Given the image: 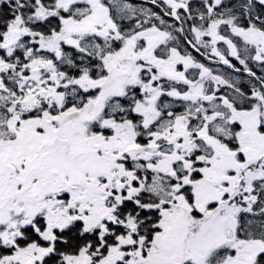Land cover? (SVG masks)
Returning <instances> with one entry per match:
<instances>
[{
  "label": "snow or ice",
  "instance_id": "1",
  "mask_svg": "<svg viewBox=\"0 0 264 264\" xmlns=\"http://www.w3.org/2000/svg\"><path fill=\"white\" fill-rule=\"evenodd\" d=\"M0 264H264V0H0Z\"/></svg>",
  "mask_w": 264,
  "mask_h": 264
}]
</instances>
